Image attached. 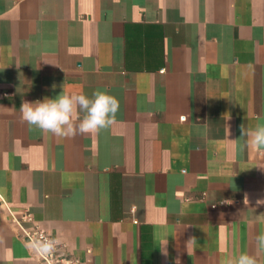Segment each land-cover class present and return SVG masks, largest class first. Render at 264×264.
<instances>
[{
  "label": "crops",
  "instance_id": "obj_1",
  "mask_svg": "<svg viewBox=\"0 0 264 264\" xmlns=\"http://www.w3.org/2000/svg\"><path fill=\"white\" fill-rule=\"evenodd\" d=\"M98 89L120 102L108 129L22 120L24 101ZM261 124L264 0H0V264H40L23 210L87 264L256 254L264 150L240 126Z\"/></svg>",
  "mask_w": 264,
  "mask_h": 264
},
{
  "label": "clouds",
  "instance_id": "obj_2",
  "mask_svg": "<svg viewBox=\"0 0 264 264\" xmlns=\"http://www.w3.org/2000/svg\"><path fill=\"white\" fill-rule=\"evenodd\" d=\"M119 110V100L99 89L95 90L91 97L85 94L62 92L55 98L45 97L42 101L35 102L24 101L20 106L22 120L30 127L60 138L95 134L108 129L115 122ZM240 135L248 137V142L257 150H264V124L250 130L241 125ZM248 202V197L245 195L244 203L248 204ZM256 204L264 205V199H258ZM194 243H196L194 236L187 241V245ZM57 245V240L47 238L31 242V247L43 257L52 256L57 250ZM255 247L256 254L241 253L230 260L229 264H260L258 256L264 254V232L255 237ZM162 252L167 255L164 248Z\"/></svg>",
  "mask_w": 264,
  "mask_h": 264
},
{
  "label": "built area",
  "instance_id": "obj_3",
  "mask_svg": "<svg viewBox=\"0 0 264 264\" xmlns=\"http://www.w3.org/2000/svg\"><path fill=\"white\" fill-rule=\"evenodd\" d=\"M12 222L18 226L19 237L31 248L34 257L40 264H87L70 252L65 244L59 242L46 229L39 225L29 210H23L17 216L12 217ZM54 239L58 241L57 250L52 256L43 257L38 255L31 247V242L37 239ZM90 250H87L89 252Z\"/></svg>",
  "mask_w": 264,
  "mask_h": 264
}]
</instances>
